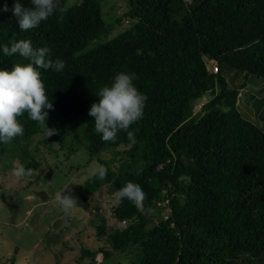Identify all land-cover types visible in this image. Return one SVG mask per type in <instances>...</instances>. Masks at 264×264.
<instances>
[{"label": "trees", "instance_id": "16d2710c", "mask_svg": "<svg viewBox=\"0 0 264 264\" xmlns=\"http://www.w3.org/2000/svg\"><path fill=\"white\" fill-rule=\"evenodd\" d=\"M121 1L130 24L102 41V0L67 7L58 0L54 14L27 32L11 11L15 0H0V70L30 63L3 53L20 39L65 62L59 73L37 69L53 104L45 109L47 127L57 130L51 139L68 153L83 148L88 160L116 149L96 159L106 178L92 174L80 189L90 194L107 185L116 192L132 181L155 209L142 215L126 199L115 201L109 218L97 209L90 224L101 246L83 254L105 260L110 251L133 246L135 264H264V131L244 113H256L262 123L264 116L255 99L254 112L236 106L246 82L264 87V0ZM210 60L215 72L207 68ZM121 71L136 74L134 84L147 97L143 117L129 128L134 142L125 131L104 142L88 113L99 89ZM17 119L24 132L0 143L2 168L10 167L4 155L13 153L34 169L32 138L42 132L38 142L50 139L27 113ZM122 220L128 223L121 227Z\"/></svg>", "mask_w": 264, "mask_h": 264}, {"label": "rangeland", "instance_id": "374dc122", "mask_svg": "<svg viewBox=\"0 0 264 264\" xmlns=\"http://www.w3.org/2000/svg\"><path fill=\"white\" fill-rule=\"evenodd\" d=\"M76 1L63 0V4L67 7ZM126 10L121 0H102L101 14L107 29L102 41L128 27L130 20L123 17ZM206 98L204 95L196 103ZM254 99L259 104V115L264 116V87L259 85L245 83L237 97V109L244 112L247 106L249 112H254L251 106ZM244 114L264 131V123L256 113ZM41 134L35 135L27 148L30 159L38 164L31 169L30 177L17 180L11 175L14 162L28 169L25 163H30L29 159L20 162L16 154H5L4 158L10 163L5 169L0 161V264H92L91 255L83 252L95 251L101 241L94 236L90 218L97 209L103 216L110 217V208L116 201L115 192L103 185L85 194L80 186L98 167L96 159H106L116 149L105 150L88 160L86 150L78 148L68 153L65 145L51 139L52 136L47 144H41L38 142ZM66 186L64 194L77 198V208L70 215L63 213L54 199L55 193ZM108 225L115 226L111 219ZM136 261L135 248L130 246L110 251L103 264H135Z\"/></svg>", "mask_w": 264, "mask_h": 264}, {"label": "clouds", "instance_id": "9594fccd", "mask_svg": "<svg viewBox=\"0 0 264 264\" xmlns=\"http://www.w3.org/2000/svg\"><path fill=\"white\" fill-rule=\"evenodd\" d=\"M58 7V0H30L27 6L15 0L11 11L18 21L19 29L27 32L39 27ZM2 11H9L6 4ZM3 53L8 57L18 54L30 63H15L11 70H0V143L9 144L17 136L23 135V126L17 118L24 113L44 129L47 137L56 134V129L46 125L48 112L45 109L52 110L53 104L49 102L37 69H51L59 73L65 68V62L59 58L53 61L48 56V48H34L31 40L27 39L13 40L10 46L5 44ZM135 79V73L118 72L111 84L104 85L96 93L99 100L91 105L88 114L94 118L95 132L104 142H115L120 131H125L129 140H135L134 133L129 131V128L142 119L147 100L135 86ZM4 163L7 164V161ZM11 175L17 180H22L30 177L32 170L26 169L17 161L12 166ZM93 175L103 180L106 178L107 169L99 166ZM68 186L62 191H57L54 196L58 207L66 215H70L71 211L77 208V198L64 194ZM114 198L118 202L125 199L130 201L142 215H150L155 211L150 205H145L146 193L140 185L132 181L119 188L114 193Z\"/></svg>", "mask_w": 264, "mask_h": 264}, {"label": "built area", "instance_id": "2783aa9c", "mask_svg": "<svg viewBox=\"0 0 264 264\" xmlns=\"http://www.w3.org/2000/svg\"><path fill=\"white\" fill-rule=\"evenodd\" d=\"M209 65H208V68L211 70V71H216V65H215V62L213 60H210L209 62ZM126 224V221L122 220L121 221V225H125Z\"/></svg>", "mask_w": 264, "mask_h": 264}, {"label": "crops", "instance_id": "0c3cea01", "mask_svg": "<svg viewBox=\"0 0 264 264\" xmlns=\"http://www.w3.org/2000/svg\"><path fill=\"white\" fill-rule=\"evenodd\" d=\"M103 259H102V255H100V253H98L95 258H92V264H103Z\"/></svg>", "mask_w": 264, "mask_h": 264}, {"label": "water", "instance_id": "95a60500", "mask_svg": "<svg viewBox=\"0 0 264 264\" xmlns=\"http://www.w3.org/2000/svg\"><path fill=\"white\" fill-rule=\"evenodd\" d=\"M163 214V213H162Z\"/></svg>", "mask_w": 264, "mask_h": 264}]
</instances>
